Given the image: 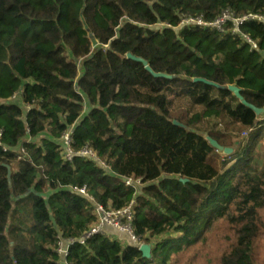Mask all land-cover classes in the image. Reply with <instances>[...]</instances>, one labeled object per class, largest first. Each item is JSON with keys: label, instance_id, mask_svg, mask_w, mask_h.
Listing matches in <instances>:
<instances>
[{"label": "trees", "instance_id": "trees-1", "mask_svg": "<svg viewBox=\"0 0 264 264\" xmlns=\"http://www.w3.org/2000/svg\"><path fill=\"white\" fill-rule=\"evenodd\" d=\"M227 9L264 15V0H0V264H60V238L94 225V204L132 201L149 257L111 229L69 245L67 263L177 264L216 239L217 264H257L264 113L228 86L264 108V22L242 34L181 24ZM177 110L195 131L173 123ZM220 117L249 132L230 134L217 170L206 137ZM70 127L72 149L97 160H65ZM84 185L93 200L73 190Z\"/></svg>", "mask_w": 264, "mask_h": 264}, {"label": "built area", "instance_id": "built-area-1", "mask_svg": "<svg viewBox=\"0 0 264 264\" xmlns=\"http://www.w3.org/2000/svg\"><path fill=\"white\" fill-rule=\"evenodd\" d=\"M246 21H262L264 22V15H260L257 13H248L243 16L237 17L234 13L227 9L222 11V13L216 17L211 22H206L202 18H186L181 21V24H197L200 26H211L219 31L224 32L229 27L232 33L242 34L240 30V26ZM230 25V26H229ZM248 41L251 40L244 36ZM253 46L256 45L253 43ZM21 92V91H20ZM72 133L73 128L70 127L67 131H65L60 140L62 142L63 147V155L66 161L71 162L74 156L87 157L93 160H97V156L95 152L88 145L83 146L78 150L72 149ZM1 136V131H0ZM104 164L103 162H101ZM131 180H126V184H131ZM74 191H77L83 195L88 196L91 200H93L92 196H89L87 193V187L84 185L82 187H73ZM94 212L97 216V222L92 225L81 237L78 239H62L60 238L59 245L57 251L60 255V264H68L66 261V257L68 255L69 245L78 241L80 243H84L91 236L106 232L109 229L115 230L117 233H121L127 237V240L140 248L143 244H146L144 241L140 240L133 231L132 221L134 217V202L132 201L128 206L114 209V208H105L101 204H94Z\"/></svg>", "mask_w": 264, "mask_h": 264}, {"label": "rangeland", "instance_id": "rangeland-1", "mask_svg": "<svg viewBox=\"0 0 264 264\" xmlns=\"http://www.w3.org/2000/svg\"><path fill=\"white\" fill-rule=\"evenodd\" d=\"M86 112V111H85ZM171 117L175 120H179L181 122H185L186 120V114L184 110H177L175 112H172ZM220 123H221V131L213 134L212 137L218 141L221 145L230 147L231 145V133H238L241 135V137H245L247 133L249 132V127L247 126H230L228 123L220 117ZM264 142V140H263ZM225 154L222 151H218L216 149H212L209 155L207 156V159L209 163L214 166L217 170H220V163L223 159ZM259 216L264 223V208L259 211ZM160 237H154L151 238L150 241L156 242L160 240ZM222 240V244H223ZM216 242V243H215ZM217 241L216 239L212 242H209V245L204 247L203 249L208 248L209 253L207 255L198 256L197 258L192 256L191 253H187L185 257L182 258V261L177 264H217V259L215 255ZM208 250H205L206 252ZM256 263L257 264H264V237H261L257 241V249H256Z\"/></svg>", "mask_w": 264, "mask_h": 264}, {"label": "water", "instance_id": "water-1", "mask_svg": "<svg viewBox=\"0 0 264 264\" xmlns=\"http://www.w3.org/2000/svg\"><path fill=\"white\" fill-rule=\"evenodd\" d=\"M127 57L128 58H131L137 62H140L144 65L145 69L147 71H149L150 73H152L155 77H167V78H172L173 76H170V75H167V74H164V73H155L151 68L150 66L148 65V62L140 57H136V56H133L132 54H127ZM203 81L202 79H199V78H196L194 79V81ZM228 89L230 91H232L235 96L242 102L243 105L247 106L248 108L252 109L257 115H260V114H263L264 113V108H258L256 106H254L253 104L247 102L243 96L241 95L240 93V88L239 87H236V86H233V85H230L228 86ZM173 123L175 125H178L180 127H183L189 131H195L194 129L188 127L185 123L183 122H180L178 120H173ZM206 139L209 141V143L211 144L212 147H214L216 150L218 151H222L225 155H228L232 152V148L230 147H226V146H223L221 145L218 141H216L214 138H212L211 136H207ZM8 168V173H7V176H8V182L9 184H11V170H10V167L7 166ZM183 181H186L185 179H183ZM115 231V230H114ZM139 250L143 253V256L145 257H149L150 256V245L148 244H143Z\"/></svg>", "mask_w": 264, "mask_h": 264}, {"label": "crops", "instance_id": "crops-1", "mask_svg": "<svg viewBox=\"0 0 264 264\" xmlns=\"http://www.w3.org/2000/svg\"><path fill=\"white\" fill-rule=\"evenodd\" d=\"M109 230H111V229H109ZM111 232H112L113 235H115L114 237H117V236L119 235V233H117L116 231L113 232V230H112ZM114 233H116V234H114ZM118 237H119V236H118Z\"/></svg>", "mask_w": 264, "mask_h": 264}]
</instances>
